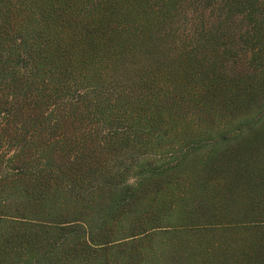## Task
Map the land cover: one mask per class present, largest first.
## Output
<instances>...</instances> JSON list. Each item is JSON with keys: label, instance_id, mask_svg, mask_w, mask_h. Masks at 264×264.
<instances>
[{"label": "trees", "instance_id": "trees-1", "mask_svg": "<svg viewBox=\"0 0 264 264\" xmlns=\"http://www.w3.org/2000/svg\"><path fill=\"white\" fill-rule=\"evenodd\" d=\"M41 1H48L51 7L56 3L34 0L29 5L37 6ZM156 1L154 5L159 6L160 0ZM164 1L167 14L181 13L178 5L183 0ZM204 1L210 24L200 30L198 50L193 41L189 49L181 47L184 70L193 56L205 71L200 74L193 66L192 75L199 77L195 80L205 88L202 93L210 95L204 99H211L213 112L224 105L239 113V122H243L252 112L259 115L264 111V0ZM134 3L145 12L146 6L140 5L143 0ZM23 9L18 11V6L3 5L0 0V264H145L148 249L143 241L156 232L180 243L187 238L194 241L191 235H181L189 231L177 222L186 219L185 211L166 226L158 225L166 213L171 218V211L182 209L180 203L187 196L161 195L173 185L168 181L160 192L144 191L158 172L147 174L140 168L135 177L143 179L121 182L124 174L120 170L87 163L78 166L71 156L75 151L66 144L58 146L67 143L63 140L67 134L60 132L62 124L69 130L73 124L85 126L86 114L79 107L93 93L88 79L97 67L84 51L90 54L85 49L87 42L91 38L102 42L104 35L99 38L94 31V38H87L82 52L59 35L52 20L43 19L40 24L31 6ZM112 14L113 9L104 13ZM55 21L65 35L71 33L63 24L64 17ZM118 52L126 55L118 50L100 62L106 66V74H110ZM240 56L247 59L246 68L251 71L238 70L243 61L237 59ZM227 67L229 74H225ZM149 74L150 69L139 76L141 81ZM100 80L108 82L105 77ZM260 136L264 142V128ZM58 153L67 158L57 161ZM175 163L179 166L180 162ZM232 171L252 188L250 207L260 208L247 213L249 225L240 226L248 232L247 237H240L239 227L232 226L236 231L232 233L230 264H264V167L232 162ZM62 180L66 186L61 185ZM190 215L196 217V211ZM188 261L173 264H192ZM157 263L160 261L149 258L148 264Z\"/></svg>", "mask_w": 264, "mask_h": 264}, {"label": "rangeland", "instance_id": "rangeland-1", "mask_svg": "<svg viewBox=\"0 0 264 264\" xmlns=\"http://www.w3.org/2000/svg\"><path fill=\"white\" fill-rule=\"evenodd\" d=\"M30 1L34 0H2V4L18 6V11L24 10L23 6L28 9L31 6L35 20L40 24L43 19L52 20L59 35L82 52L87 38H94V31L99 38L104 35L102 42L95 38L87 42L85 49L96 56L94 59L84 51L97 67L88 79L93 93L79 107L86 114L85 126L73 124L69 130L67 124H62L60 132L67 134L63 138L67 143L58 146L66 144L73 149L72 160L78 166L87 163L120 170L124 174L119 179L121 182L143 179L135 177L140 168L147 174L151 170L158 172L160 175H155L144 191L160 192L168 181L173 185L161 195L187 194L180 203L182 209L176 213L171 211V218L166 213V219L157 222L166 226L185 211L186 219L177 222L189 231L181 235H191L194 241L187 238L180 243L163 232H156L143 241L148 249L145 264L149 258L159 260L157 264H173L177 260L196 264L195 259L203 260L202 264H230L232 233L239 227V236L247 237L248 232L240 226L249 225L247 213L260 208L250 207L252 188L245 178L235 176L232 162L264 167V142L260 136L264 111L259 115L252 112L249 116L243 111L246 116L243 122H239V113L224 105L213 112L211 99H204L210 95L202 93L201 89L205 88L195 80L199 77L192 75L193 66L200 74L205 71L204 66L196 65L191 56L184 70L186 62L182 60L185 55L182 56L181 47L187 50L193 41V47L198 50L200 30L210 24L205 1L183 0L178 5L182 6L178 14H167L164 0H160L159 6L154 5L156 0H143L145 3L140 5L146 6L145 12L135 3L132 5L134 0H54L52 7L48 1H41L37 6L29 5ZM111 9L112 15H104ZM9 11L14 14L11 8ZM214 15L217 19L216 12ZM60 16L65 18L63 24L70 29V34L65 35L67 32L56 23L55 18L59 20ZM118 50L126 55L118 52L110 74H106L108 70L100 62ZM244 58L237 57L243 59L238 70L249 66ZM148 69V78L141 81L139 76ZM226 71L229 74V67ZM101 77L108 82L103 84ZM253 87L258 85L255 83ZM238 128H242L241 132ZM66 158L60 156L56 160ZM175 162H180L179 166ZM60 183L67 185L63 180ZM195 211L196 217L190 215ZM232 226L237 227L232 231Z\"/></svg>", "mask_w": 264, "mask_h": 264}]
</instances>
